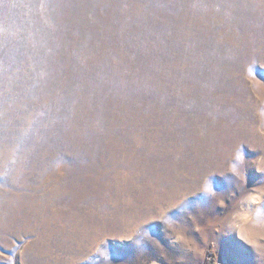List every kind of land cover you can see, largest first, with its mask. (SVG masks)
<instances>
[{"label": "rangeland", "instance_id": "1", "mask_svg": "<svg viewBox=\"0 0 264 264\" xmlns=\"http://www.w3.org/2000/svg\"><path fill=\"white\" fill-rule=\"evenodd\" d=\"M262 171L264 0H0V264H264Z\"/></svg>", "mask_w": 264, "mask_h": 264}, {"label": "clouds", "instance_id": "2", "mask_svg": "<svg viewBox=\"0 0 264 264\" xmlns=\"http://www.w3.org/2000/svg\"><path fill=\"white\" fill-rule=\"evenodd\" d=\"M243 156H244L243 151L241 153H239V154H236L234 156V162L230 165V171H229V173H231L239 181L241 180L240 165L243 163ZM262 172H264V171H262ZM243 179L247 182L246 173L245 172H244V175H243ZM201 192L204 193L206 196L213 197V198L215 197L216 194H218L216 192L211 180H210V185L206 186L204 188V190L201 191ZM245 219H248V217L245 216ZM255 222L257 224H259L261 222V218H260L259 215L255 218ZM181 239H183V237H181Z\"/></svg>", "mask_w": 264, "mask_h": 264}]
</instances>
